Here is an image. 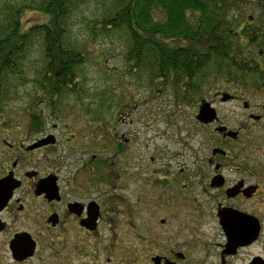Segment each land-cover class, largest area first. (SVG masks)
I'll return each mask as SVG.
<instances>
[{"label":"flooded vegetation","instance_id":"1","mask_svg":"<svg viewBox=\"0 0 264 264\" xmlns=\"http://www.w3.org/2000/svg\"><path fill=\"white\" fill-rule=\"evenodd\" d=\"M226 7L221 37L243 55L238 67L248 78L208 80L194 91L196 142L207 153L175 184L195 212V240L180 249L164 239V255L141 264H264V0ZM203 104L213 108L207 122L198 118ZM65 114L27 111L12 125L0 111V264H136L131 240L118 235L124 186L114 157L128 139L91 123L76 129ZM69 126L66 164L57 131ZM250 248L260 250L242 256ZM195 250L204 255L192 257Z\"/></svg>","mask_w":264,"mask_h":264},{"label":"trees","instance_id":"2","mask_svg":"<svg viewBox=\"0 0 264 264\" xmlns=\"http://www.w3.org/2000/svg\"><path fill=\"white\" fill-rule=\"evenodd\" d=\"M91 3L98 10L87 22L90 33L96 38L120 37L129 72L154 92L164 85L165 91L173 90L185 104L193 105L195 88H205L204 81L248 78L238 67L243 55L221 37L227 0H3L0 111L30 80L36 91L27 111H37L43 97L56 112L65 102H83L81 66L89 55L74 36L73 23ZM30 11L36 18L26 21ZM37 45L42 61L32 78L29 56ZM249 78L256 79V72Z\"/></svg>","mask_w":264,"mask_h":264},{"label":"rangeland","instance_id":"3","mask_svg":"<svg viewBox=\"0 0 264 264\" xmlns=\"http://www.w3.org/2000/svg\"><path fill=\"white\" fill-rule=\"evenodd\" d=\"M2 3L0 0V5ZM97 10V5L89 4L77 13L73 23L74 36L86 45L89 55L88 61L81 66L84 73L81 83L83 92H86L84 100L82 103L70 101L60 104L59 112L71 114H65L62 120L76 125V129L88 127L91 123L102 128L105 135H109L110 129L120 138L128 139L114 157L117 161L115 166L120 171L119 185L124 186L118 191L122 196L118 235L122 241L131 240L128 246L134 252L136 264H141L155 254L164 255V239L180 249L184 248L185 239L195 240L190 221L195 212L187 205V199L175 183L182 179L180 169L190 168L191 161L203 158L207 151L196 142L199 137L195 122L197 106L185 104L175 91H165L164 85H159L154 92L145 81L129 72L126 50L120 37L96 38L90 33L87 22L95 17ZM34 18L35 12L27 13L26 21ZM31 52L28 73L33 78L42 59L38 45ZM34 85L30 80L7 102L4 111L13 115L12 125L17 122L19 114L32 106L36 91ZM43 99L45 97L37 102L36 110H52ZM116 112L118 115L114 116ZM7 126L8 123L5 124ZM61 127L65 126L61 124ZM72 132L75 129L70 126L57 131L60 135L59 151H63L61 160L66 164L73 158L67 154L74 153V145H64V139ZM108 153L104 152V155ZM62 173L65 174V170ZM206 228L202 233L210 237V225ZM120 245L124 248L123 243ZM215 249L209 248V251L216 254ZM259 250L250 248L242 256ZM201 253L204 255L202 250H195L191 256L201 257Z\"/></svg>","mask_w":264,"mask_h":264},{"label":"water","instance_id":"4","mask_svg":"<svg viewBox=\"0 0 264 264\" xmlns=\"http://www.w3.org/2000/svg\"><path fill=\"white\" fill-rule=\"evenodd\" d=\"M198 118L205 122L211 120L213 118V108H210L208 104H203Z\"/></svg>","mask_w":264,"mask_h":264}]
</instances>
